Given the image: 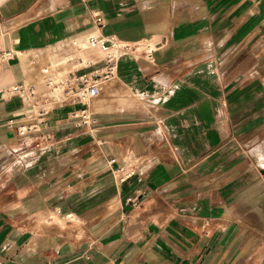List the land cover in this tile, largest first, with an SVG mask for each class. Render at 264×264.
<instances>
[{
	"label": "crops",
	"instance_id": "0c3cea01",
	"mask_svg": "<svg viewBox=\"0 0 264 264\" xmlns=\"http://www.w3.org/2000/svg\"><path fill=\"white\" fill-rule=\"evenodd\" d=\"M0 27V264H264V0H0ZM89 33L126 45L96 125L18 136L23 56Z\"/></svg>",
	"mask_w": 264,
	"mask_h": 264
},
{
	"label": "built area",
	"instance_id": "2783aa9c",
	"mask_svg": "<svg viewBox=\"0 0 264 264\" xmlns=\"http://www.w3.org/2000/svg\"><path fill=\"white\" fill-rule=\"evenodd\" d=\"M94 22L100 25L103 19L100 15H95ZM2 35L0 27V60L6 61L18 56L17 52L5 47ZM112 45L101 40L95 33H89L82 39H63L53 50L65 51L67 65H74V69L62 71L58 66L59 62L52 64L47 58L45 64L33 75L42 79V89L28 78L29 74H33L28 71L21 80L2 87L4 97L17 96L24 104L23 111L8 118L6 123L14 127L18 136H32L35 145L41 146L54 138L51 131L44 129L47 124V113L55 106L79 105L70 113L74 126L92 130L97 118L91 111L90 102L114 78L117 59L126 47L122 45L120 50H116ZM87 50L95 52V56H87L85 54ZM27 59L33 65L40 61L38 53L28 56ZM99 62L101 65L96 66ZM88 67L91 69L82 71ZM108 163L113 165V173L119 182L129 180L136 173L135 164L125 159L111 157ZM142 193L143 191L138 188L135 195L128 196L127 201L138 204Z\"/></svg>",
	"mask_w": 264,
	"mask_h": 264
},
{
	"label": "rangeland",
	"instance_id": "374dc122",
	"mask_svg": "<svg viewBox=\"0 0 264 264\" xmlns=\"http://www.w3.org/2000/svg\"><path fill=\"white\" fill-rule=\"evenodd\" d=\"M79 42V41H78ZM84 44H86L84 42ZM43 54H45V57H48L49 61L52 64H54V62H59L58 66L62 71H67V70H73L74 69V65H67V58H65L67 55L65 54L66 52L63 50H43ZM65 54V55H64ZM23 61L25 63V67L26 70L30 73L32 72L33 74H29L28 78L30 80H33L35 82V84L38 86L39 89H42V79L40 77H33V75H35L38 71L39 68H41L44 64L45 61L41 60L38 63H35L34 65L30 63V61L28 59H26L25 56H23ZM145 95L144 92L142 93H137L136 96L140 97ZM103 97V95L100 93L98 94L91 102H90V107L92 106V103L95 107H98L99 105H101L104 101L101 99ZM94 101V102H93Z\"/></svg>",
	"mask_w": 264,
	"mask_h": 264
}]
</instances>
